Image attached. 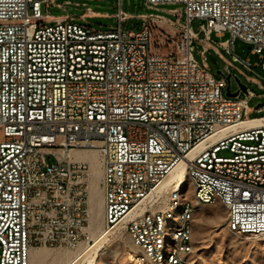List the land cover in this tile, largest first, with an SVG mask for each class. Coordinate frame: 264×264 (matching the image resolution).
I'll return each instance as SVG.
<instances>
[{"label":"built area","instance_id":"1","mask_svg":"<svg viewBox=\"0 0 264 264\" xmlns=\"http://www.w3.org/2000/svg\"><path fill=\"white\" fill-rule=\"evenodd\" d=\"M163 5H182L171 53L156 49L145 23L171 22L176 9L143 14L131 29L125 25L138 16L118 0L116 25L101 31L89 20L107 15L87 3L0 0V264H30L34 249L76 250L88 241L91 173L72 152L97 153L103 225L124 229L133 261L155 264L176 183L158 188L205 141L187 174L222 193L230 232L264 236V124L240 126L255 94L246 88L243 99L227 97L225 77L192 56L193 40L205 62L211 36L228 34L218 47L253 72L258 64L235 56L234 42L251 44L264 60V0H145L151 11ZM67 7L84 10L50 14ZM193 20L202 21L197 32ZM198 204L210 205L206 194ZM185 213L194 215L191 202ZM190 234L187 225L176 234L170 264L178 244L186 257L194 252Z\"/></svg>","mask_w":264,"mask_h":264},{"label":"rangeland","instance_id":"2","mask_svg":"<svg viewBox=\"0 0 264 264\" xmlns=\"http://www.w3.org/2000/svg\"><path fill=\"white\" fill-rule=\"evenodd\" d=\"M63 1L59 0V3ZM70 1L73 4L78 3L80 5L87 3L93 11L107 15L106 17L90 19L89 22L92 27L106 31L116 25L113 16L117 11L118 0ZM121 2L124 12L135 17L138 16V18H133L125 25L126 28L131 29H139L144 22L142 18L143 14L157 13L169 17L168 10L176 9L178 18L170 17L171 22L153 23L147 20L145 23L150 24L152 27L156 49L162 53H171L175 49V44L179 39L177 24L183 23V18L180 13L182 5H163L159 6L157 11H151L146 9L145 0H121ZM83 10V7H67L65 12L51 9L50 14L60 16L69 13L79 16ZM201 24L202 21L193 20L191 22L192 30L197 32ZM227 38L228 34H224L223 37L211 36V41L207 45L208 52L205 62L199 53L201 44L193 40L192 56L216 78H222L228 75L224 70L225 65H228L231 69L230 91L234 93L238 90L237 79L240 84L255 94V97L251 98L248 102V114L244 118L262 117L264 116V111L257 112L256 108L264 105V69L260 66L264 60H261L258 54L251 53V44L236 40L234 42L233 54L241 60L248 59L251 64L257 63L258 67L253 68V72H250L239 62H233L231 55L223 48L218 47L217 44L219 41H225ZM262 55H264V52H262ZM218 71L221 72V75L217 74ZM239 98H244L243 92H240ZM95 154L96 161L98 162L97 153L95 152ZM73 155L78 158L79 156L77 155L80 154L73 152ZM85 160L89 162L92 171L90 198L91 218L88 229V241L81 242L76 250H69L63 247H40L34 249V252H32L35 254L36 252L38 254L40 253L46 257L43 264H138V261L132 260V257L136 255L137 251L131 244L124 229L117 227L108 231L103 225L102 199L98 187L101 168L99 167L100 172H98L99 170L92 156L87 157ZM94 187L96 188L94 189ZM183 190L187 191L188 197L192 187L187 177L183 182ZM188 198L193 201L192 193ZM226 218L227 210L218 202L195 207L192 223L194 252L190 256V264H264V236H239L234 234L228 230ZM99 230H104V235L101 234L99 236ZM83 248L87 249L82 251ZM140 262V264H146L144 261Z\"/></svg>","mask_w":264,"mask_h":264},{"label":"bare ground","instance_id":"3","mask_svg":"<svg viewBox=\"0 0 264 264\" xmlns=\"http://www.w3.org/2000/svg\"><path fill=\"white\" fill-rule=\"evenodd\" d=\"M261 124H264V119H252L251 118L250 120H245L244 122H242L240 124V126H256V125H261ZM213 138L214 137H211L208 140H211ZM205 144H206V141L201 142L197 146H195L193 149H191L188 152V154L186 155V157L182 161H180L173 168V170H171V172H169V174L164 178V180L161 182V184L158 188V189H165V188L169 187L171 184L176 183V187H175V201H176V203L168 205V212L166 213V215L161 217L160 239H159V242H156L155 264H170L171 263V261H172V249H174V243L176 242V234H183V231H186V225H187L189 231L191 232L190 242H192L193 215L187 214L185 212L187 210H189L190 202L192 205V212L195 211L196 206H201V204H198V193L199 194H206V197L209 198V204H214V203L218 202L226 208V202L223 201L222 193H220L214 187H208V185L201 184L200 178L196 174H187V172H186L187 162L197 152L202 150L204 148ZM91 154H92V158H94V160H95L94 163L96 164V166L99 170L98 172H100L99 167L101 168V163H100L99 157H98L99 161L97 162L95 151L91 150ZM72 155H73V152H72ZM77 156H79L78 158H81V155H77ZM82 156H83V154H82ZM84 161H86V160H84ZM86 162H88V161H86ZM88 164H89V162H88ZM89 168H90V164H89ZM90 173H91V179H90V185H89V189H90L89 212H90V198H91V184H92L91 183L92 182L91 168H90ZM186 177L189 179V181L191 183V187H192L191 192H193L192 193L193 201H191L187 197V191L183 190V182L186 179ZM100 178H101V176H100ZM98 187H99V183H98ZM95 188L96 187H94V189ZM99 189H100V187H99ZM100 194H101V190H100ZM101 199H102V196H101ZM98 213H99V211H98ZM102 217H103V208H102ZM90 218H91V213H90ZM89 224H90V221H89ZM114 228H117V226H115L113 228H109L108 231H110ZM88 229H89V227H88ZM103 231L99 230V232H100L99 236L101 234H103ZM232 233L237 234V232H232ZM245 236H253V232H245ZM85 249H87V248H83L82 251H84ZM31 252H30V254H31ZM185 253H186V244H178V247L176 248V251L174 252L175 264H190V256L193 252H188L187 257L184 255ZM45 258L46 257L40 253L39 254L37 252H36V254L32 253V255L30 257V264H43L45 261ZM137 263L140 264L141 262L138 261Z\"/></svg>","mask_w":264,"mask_h":264},{"label":"water","instance_id":"4","mask_svg":"<svg viewBox=\"0 0 264 264\" xmlns=\"http://www.w3.org/2000/svg\"><path fill=\"white\" fill-rule=\"evenodd\" d=\"M217 74L221 75V72L218 71ZM230 78H231V75H227L225 76V80L227 82V86H226V90H225V95L227 97H237L239 95V92H243V93H246V87L242 84H240V82L236 79V82L238 84V90L234 93L230 92Z\"/></svg>","mask_w":264,"mask_h":264},{"label":"crops","instance_id":"5","mask_svg":"<svg viewBox=\"0 0 264 264\" xmlns=\"http://www.w3.org/2000/svg\"><path fill=\"white\" fill-rule=\"evenodd\" d=\"M256 110H257V112H262V111H264V105H260V106H258L257 108H256ZM262 117H264V116H262ZM258 118H260V117H258ZM252 119H255V118H252ZM249 120V119H248ZM80 155H81V160H85L87 157H89V155L90 156H92V154H91V151H85V152H83V153H79ZM82 154H83V156H82ZM32 253L33 252H31V254H30V257H31V255H32Z\"/></svg>","mask_w":264,"mask_h":264}]
</instances>
